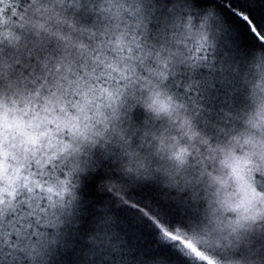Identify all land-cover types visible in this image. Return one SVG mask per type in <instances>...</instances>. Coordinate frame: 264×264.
Here are the masks:
<instances>
[{
  "label": "snow or ice",
  "instance_id": "obj_1",
  "mask_svg": "<svg viewBox=\"0 0 264 264\" xmlns=\"http://www.w3.org/2000/svg\"><path fill=\"white\" fill-rule=\"evenodd\" d=\"M14 6L15 34L0 25V151L8 154V171L18 170V181H0V264H55L57 247L84 225L103 165L126 157L143 168L149 161L133 148L138 129L128 131L137 110L155 112L157 119L175 113L179 120L189 102L203 107L193 85L205 91L216 85L185 83L208 57L178 38V18H161L157 0H16ZM249 123L264 140V118ZM185 125L186 135H198L186 118ZM241 137L234 146L243 151L251 140ZM203 143L206 158L198 159L188 146L173 151L188 173L185 183L199 190L208 177L211 195L225 212H247L248 199L264 204V164L257 161L247 171L245 199L232 204L230 181L213 175L206 162L219 149L235 174L232 152L208 139ZM244 220L264 225V208L253 207L235 223Z\"/></svg>",
  "mask_w": 264,
  "mask_h": 264
},
{
  "label": "trees",
  "instance_id": "obj_2",
  "mask_svg": "<svg viewBox=\"0 0 264 264\" xmlns=\"http://www.w3.org/2000/svg\"><path fill=\"white\" fill-rule=\"evenodd\" d=\"M14 2L0 0V25L9 26L5 31L10 36ZM157 6L161 18H178V38L191 48L200 46L208 57L185 83L216 85L206 91L193 85L203 107L189 102L181 109L191 131L223 129L219 147L233 144L231 149L239 151L235 138L251 130V142L244 146L255 148L262 139L253 136L256 130L248 123L264 118V0H157ZM169 8L174 11L169 13ZM156 116L140 108L128 130L131 134L138 129V145L145 147L134 142L133 148L149 155L146 166L129 165L126 157L103 165L86 202L84 225L57 247L55 264H264V225L251 220L235 224L243 213L221 209L208 177L199 190L185 183L188 173L169 158L164 144L181 135L176 131L189 129L173 122L175 113ZM183 137L192 145L189 152L199 153L198 159L209 155L202 140ZM260 143L264 151V141ZM221 154L206 162L213 175L230 181L221 171ZM256 159L264 164V158ZM229 187L237 188L231 181ZM248 252L251 260L246 259Z\"/></svg>",
  "mask_w": 264,
  "mask_h": 264
},
{
  "label": "rangeland",
  "instance_id": "obj_3",
  "mask_svg": "<svg viewBox=\"0 0 264 264\" xmlns=\"http://www.w3.org/2000/svg\"><path fill=\"white\" fill-rule=\"evenodd\" d=\"M2 2L3 3H10L11 0H2ZM14 5H16L15 2L11 6V11L15 16V17H13L15 19L18 16V11H17V7H15ZM11 21L14 22V25L17 23V21L13 20L12 18H11ZM12 32L14 35L15 34V28L12 29ZM179 111H180V119L178 120V124L181 127L183 120L187 116H185V114L181 110H179ZM176 121H177V119L173 120V122H176ZM248 124L250 126L252 125L251 123H248ZM185 127H186V125L184 127H181V128H183V130H184ZM161 131H165V130H161ZM250 131L251 130H248L247 132H245L244 133L245 136H248L250 134ZM176 132L180 133L181 135H183L185 137H190L189 135L185 134L188 131L180 130V131H176ZM191 132L198 133V135L191 136L190 137L191 139H196V140H190V141H201V140L204 141V140L208 139V140H211L213 147H216L217 145L220 146V143H221L220 133L222 131H191ZM0 135H2V134H0ZM181 135L178 137H172L171 141H169L167 139V142H165V144H164L167 155L172 160H174L173 155H172L173 151H178L180 147L188 146L189 148L192 149L191 143L189 144L188 141H186L185 138ZM253 136L256 138H260V136L258 134H256V131H255V134H253ZM230 137H234V135L231 134ZM237 137H239L241 140L244 139V137H241V134H238ZM133 139H134V142L138 145V131L135 132V136ZM250 140H251V138H250ZM262 141H264V140H261L260 142H262ZM260 142L253 149L249 145L244 146L243 151L230 149L229 145H225L227 148L223 147V149L225 151H231L232 152L233 160L230 161V163L238 166V171L235 174L233 173L232 168L228 164H224L222 162L223 158H224L223 153L221 151L216 152V153H218V152L222 153L220 155V166H221L222 173H224L227 177H229L230 181L237 187V188L233 189L234 194H230L228 197L229 202L232 204L239 203L241 200L245 199V194L241 191V189H239L241 187L240 184H241V182H242V184L244 183L246 176H247V171L249 169H251L252 167H254L253 161H257V159H256L257 156L259 158H261V157L264 158V156H263L264 151L259 148V147H261V145H263ZM205 149H207V147H205ZM7 155L8 154H6L5 152L0 151V181H3L5 184L11 185V184L18 181V170H14L17 173L16 175H13L12 173H10L8 171V168L11 166L7 165L5 163V161L7 159ZM0 191H2V189H0ZM248 196L251 197V193H248ZM226 206L227 205H225V207ZM245 206L248 208L247 212H245L244 209L241 208V209H237L236 213H238V214L243 213V215L245 216L248 213L252 212L253 207L264 208V204L259 203L258 201H253L251 199H248L245 201ZM235 224L232 226V232L233 233H236V225ZM246 259L251 260L249 252L246 254Z\"/></svg>",
  "mask_w": 264,
  "mask_h": 264
}]
</instances>
